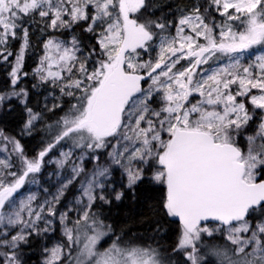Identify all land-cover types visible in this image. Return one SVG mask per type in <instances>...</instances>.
Segmentation results:
<instances>
[{"label":"snow or ice","instance_id":"6c2138e0","mask_svg":"<svg viewBox=\"0 0 264 264\" xmlns=\"http://www.w3.org/2000/svg\"><path fill=\"white\" fill-rule=\"evenodd\" d=\"M0 264H264V0H0Z\"/></svg>","mask_w":264,"mask_h":264}]
</instances>
